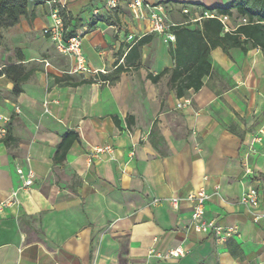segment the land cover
Instances as JSON below:
<instances>
[{
  "label": "crops",
  "instance_id": "crops-1",
  "mask_svg": "<svg viewBox=\"0 0 264 264\" xmlns=\"http://www.w3.org/2000/svg\"><path fill=\"white\" fill-rule=\"evenodd\" d=\"M232 1L143 0L170 27L191 29L198 10ZM56 7L70 18L66 32L80 37L87 72H74L75 60L56 49L61 57L52 55L54 44L42 35ZM6 36L14 62L0 68L22 64L31 74L15 97L0 78V130L10 136H0V264H264L262 50H211L202 87L177 97L169 74L150 79L174 68V44L152 32L149 13L135 18L126 0L114 11L104 0L30 4ZM129 36L149 37L138 58ZM57 59L65 67L53 66ZM64 75L84 82L55 84ZM67 132L78 138L56 162ZM104 146L112 154L92 156ZM18 168L32 173L29 188ZM250 188L259 192L257 208L239 202ZM200 189L209 196L205 218L239 236L196 233L189 207L170 206V198ZM175 249L183 256L169 257Z\"/></svg>",
  "mask_w": 264,
  "mask_h": 264
},
{
  "label": "trees",
  "instance_id": "trees-1",
  "mask_svg": "<svg viewBox=\"0 0 264 264\" xmlns=\"http://www.w3.org/2000/svg\"><path fill=\"white\" fill-rule=\"evenodd\" d=\"M53 1L55 0H0V36L2 31L14 28L20 18L27 17L30 4L38 6ZM55 9L58 10L63 28L66 30L70 18L62 8L56 7ZM204 13L213 15V17L205 18ZM234 15L244 22L233 27L234 29L226 30V24L223 25L218 18L225 17L228 22ZM170 31L175 38L174 47L170 48L174 68L164 70L150 79L155 83L162 75L169 74V83L175 90L176 96L182 97L185 91L197 92L202 87V78L211 72L209 61L211 50L220 48L226 53L230 49L238 48L245 53L246 46L249 45L264 52V0H233L228 7L203 8L200 20L195 22L193 29L186 26H173L170 27ZM74 36H76L74 32L65 33V38ZM148 42L149 37H142L136 41L131 52H136L138 58V48ZM19 61H23L21 56ZM30 74L31 70L26 71L22 64L0 68V78L4 77L13 86L11 91L13 97L22 92L21 85ZM102 78L108 80L107 76L102 75ZM54 82L57 85L76 86L84 81H69V77L64 75L60 78L55 77ZM77 138L73 132L63 135L57 146L54 161L62 162L69 147ZM9 140V130L7 129L4 142Z\"/></svg>",
  "mask_w": 264,
  "mask_h": 264
},
{
  "label": "built area",
  "instance_id": "built-area-1",
  "mask_svg": "<svg viewBox=\"0 0 264 264\" xmlns=\"http://www.w3.org/2000/svg\"><path fill=\"white\" fill-rule=\"evenodd\" d=\"M105 8L108 11H114L117 9L120 0H104ZM128 2V8L130 9L133 16L137 19H144L146 12L149 13V20L151 24L152 32H155L159 35L164 36V42L169 44H174L175 38L170 31V26L167 25L164 21V18L154 12V8L143 2V0H126ZM184 14H187V11H184ZM213 15H205V18H212ZM50 24L42 31V35L48 38L55 46V49L62 55L72 58L76 62L74 67V72H87L85 67V61L83 59L81 50H80V37L74 36L70 38H65L66 30L63 28L62 19L59 16L58 10L53 9L49 14ZM219 21L225 25L227 18L220 17ZM225 29L228 28L225 26ZM128 41L135 43L137 40H133L132 36L128 37ZM48 66V64H45ZM188 104L187 100H184L182 103L178 104L177 107L180 108ZM3 118L0 116V120ZM5 134V130H0V136ZM1 139V137H0ZM113 149L110 146H104L101 148L93 149L92 156L98 157L103 153L112 154ZM245 166V173L247 175L251 174V170ZM16 174L22 180V187L29 188L33 183V175L31 172L24 174L21 169H16ZM17 192H12L4 205H7L9 202H12L16 197ZM209 200V196L204 191L200 189L198 191L192 192L184 198H170V206L177 210L182 204H186L190 209V220L192 223V229L196 233L200 234H210L216 240L222 241L230 239L233 237L239 236V231L236 227L227 226L223 227L217 224L214 219L205 218V205ZM242 205L249 208H257L259 205V192L255 188H250L245 192L239 201ZM262 244L264 245V238L262 239ZM153 252V251H152ZM169 257H181L183 256V251L181 249L170 250L168 252Z\"/></svg>",
  "mask_w": 264,
  "mask_h": 264
},
{
  "label": "rangeland",
  "instance_id": "rangeland-1",
  "mask_svg": "<svg viewBox=\"0 0 264 264\" xmlns=\"http://www.w3.org/2000/svg\"><path fill=\"white\" fill-rule=\"evenodd\" d=\"M202 15V11L198 10L197 15H191L192 17H196ZM244 21L241 20L240 18H237L235 15L234 17L230 20V21H226L225 24L227 26L228 29H231L233 27H236L237 25L243 23ZM10 30V29H9ZM8 30H4L1 32V36H0V66L3 64H9V63H13V58H14V48L12 46V44L10 43L9 39L6 36V32ZM57 51V50H56ZM55 51V47H52V55H57L59 57H61L60 55L57 54V52ZM62 55V54H61ZM64 56V55H63ZM67 58H69L68 56H65ZM64 58V57H63ZM55 59V58H54ZM66 59V58H64ZM56 60V59H55ZM53 66H57L59 68H61L62 66L65 67V65H63V62L61 61V59H57V61H53ZM11 96V93H9ZM6 95L3 94L2 96L0 95V102L2 99H5Z\"/></svg>",
  "mask_w": 264,
  "mask_h": 264
}]
</instances>
